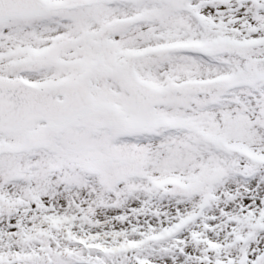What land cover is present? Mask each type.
I'll list each match as a JSON object with an SVG mask.
<instances>
[{"label":"snow or ice","instance_id":"1","mask_svg":"<svg viewBox=\"0 0 264 264\" xmlns=\"http://www.w3.org/2000/svg\"><path fill=\"white\" fill-rule=\"evenodd\" d=\"M0 264H264V0H0Z\"/></svg>","mask_w":264,"mask_h":264}]
</instances>
